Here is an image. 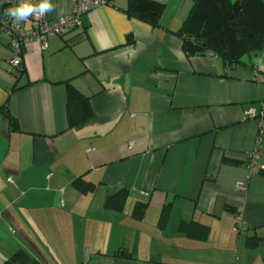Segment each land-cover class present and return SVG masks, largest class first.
<instances>
[{"label": "crops", "instance_id": "obj_1", "mask_svg": "<svg viewBox=\"0 0 264 264\" xmlns=\"http://www.w3.org/2000/svg\"><path fill=\"white\" fill-rule=\"evenodd\" d=\"M161 1L154 29L112 0L45 50L26 44L19 79L0 33V108L17 122L0 113V264L18 249L41 264H264V131L250 174L258 123L243 118L264 104V50L231 68L187 56L176 33L194 0ZM51 2L47 19L70 13ZM66 84L92 110L72 129ZM122 190L121 210L106 207Z\"/></svg>", "mask_w": 264, "mask_h": 264}, {"label": "trees", "instance_id": "obj_2", "mask_svg": "<svg viewBox=\"0 0 264 264\" xmlns=\"http://www.w3.org/2000/svg\"><path fill=\"white\" fill-rule=\"evenodd\" d=\"M164 11L161 0H129L127 15L151 28L160 25ZM182 39V50L187 56L207 53L220 58L229 68L241 64L243 56L258 54L264 50V2L263 0H194L191 10L176 33ZM129 42L131 39L128 38ZM67 125L68 129L84 124L92 116L87 98L66 84ZM9 127L17 128L16 120L9 114L7 106L0 108ZM81 193L92 190V186L81 181L76 182ZM127 198L126 191L110 196L106 207L121 210ZM144 206H137L134 217L140 219ZM188 236L204 240L206 229L184 228ZM259 240H250V246L259 244ZM115 257L128 259L130 255L122 252ZM2 264H41L31 258L24 250L18 249L14 255Z\"/></svg>", "mask_w": 264, "mask_h": 264}, {"label": "built area", "instance_id": "obj_3", "mask_svg": "<svg viewBox=\"0 0 264 264\" xmlns=\"http://www.w3.org/2000/svg\"><path fill=\"white\" fill-rule=\"evenodd\" d=\"M20 0H0V33L9 37V47L12 58L8 61L15 79L24 75V48L26 44L38 41L40 48L45 50L47 41L52 36L63 37L69 32L82 28V17L100 6L111 5L112 0H72L70 13L56 20H49L46 14L37 18L35 15L29 17L27 22L15 24L13 18L6 15L7 9L16 6ZM38 3L37 0H32ZM28 26L25 27V24ZM243 118L256 120L258 123L259 135L256 138L255 147L248 155L247 168L250 174L256 171V164L261 154V135L264 131V104L259 112L248 109L244 112ZM145 195V194H143ZM240 222V218H239ZM240 227V223L238 224Z\"/></svg>", "mask_w": 264, "mask_h": 264}, {"label": "clouds", "instance_id": "obj_4", "mask_svg": "<svg viewBox=\"0 0 264 264\" xmlns=\"http://www.w3.org/2000/svg\"><path fill=\"white\" fill-rule=\"evenodd\" d=\"M56 7L51 0H39L38 3H33L32 0H20L16 6L7 9L6 15L13 18L15 24H19L27 22L33 15L39 18L55 10Z\"/></svg>", "mask_w": 264, "mask_h": 264}, {"label": "rangeland", "instance_id": "obj_5", "mask_svg": "<svg viewBox=\"0 0 264 264\" xmlns=\"http://www.w3.org/2000/svg\"><path fill=\"white\" fill-rule=\"evenodd\" d=\"M232 2H234L235 0H231Z\"/></svg>", "mask_w": 264, "mask_h": 264}]
</instances>
